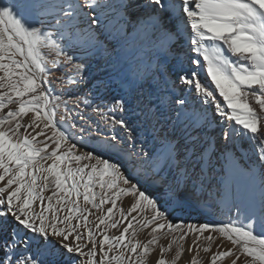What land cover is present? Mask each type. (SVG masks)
Returning a JSON list of instances; mask_svg holds the SVG:
<instances>
[{
    "label": "snow or ice",
    "instance_id": "6c2138e0",
    "mask_svg": "<svg viewBox=\"0 0 264 264\" xmlns=\"http://www.w3.org/2000/svg\"><path fill=\"white\" fill-rule=\"evenodd\" d=\"M114 54L118 84L106 70ZM85 58L103 61L89 89L100 102L85 107L111 135L90 119L62 130L69 110L58 122L60 97L44 87L65 65L60 79L87 83ZM0 182V264H146L156 233L184 227L170 213L193 197L227 219L189 224L161 254L177 244L175 264L189 233L208 252L218 233L264 264V0H0ZM233 248L210 264H237Z\"/></svg>",
    "mask_w": 264,
    "mask_h": 264
},
{
    "label": "rangeland",
    "instance_id": "374dc122",
    "mask_svg": "<svg viewBox=\"0 0 264 264\" xmlns=\"http://www.w3.org/2000/svg\"><path fill=\"white\" fill-rule=\"evenodd\" d=\"M142 2V0H141ZM151 55V54H150ZM149 57V56H148ZM147 57V59H148ZM48 60L52 59V56L46 55L45 57ZM146 59V62H147ZM74 62H80V61H74ZM87 63V71L84 73L85 76L89 77V80L87 83H82L78 86H72L70 84L65 83V78L60 79L61 73L68 71L69 75H71V66L70 65H65L63 67H59V70H53V73L49 76V80L52 81L50 84H45L44 87L48 90L51 96H59L61 100V106L59 108H56V119L59 122L61 115H63L65 108L69 110V121L68 124L65 125L63 122H60L59 126L61 127L62 130L65 131H72V132H77L80 124H83L87 120H92L95 121L99 124V127L101 129V135H111L112 133L108 131V126L101 120V117L96 115L91 108H86L85 107V102L91 101L93 105L96 103H99L100 101L95 99V93L93 92L91 95H89V89L91 87V79L94 78L100 69V67L103 65V61L94 59V58H85V61ZM124 63L123 56L117 57L115 54L112 57V64L113 67L110 69H106L107 71H111L112 73L117 71L118 68H120V64ZM51 67V64L48 65ZM123 70V67L121 68ZM121 71V70H119ZM119 75V74H118ZM115 76V73H114ZM53 77H57L58 79H53ZM116 80L120 76H115ZM118 77V78H117ZM119 89H117L118 91ZM77 98H80L79 105L77 106V103H74V101H77ZM192 103H195L194 101H190ZM55 104V101L53 102ZM15 107V106H11ZM83 117V119H82ZM30 119V116L25 117L24 121L22 123H27L28 120ZM77 123V129H72L71 124L72 123ZM95 127V125H93ZM31 131V129H29ZM218 131V130H217ZM93 135H96V133L93 131ZM117 134L122 135L123 133L120 132V130L117 127ZM48 135H51V132L48 133ZM39 139V138H38ZM79 141V136H77V141ZM222 145V141L218 140L217 141V149H219ZM80 151H87L90 150L89 148H80L78 149ZM218 155V152L213 153V157ZM50 162V161H49ZM217 168L219 169V165H217ZM219 176V171L217 172V175L215 177L211 178L212 184L217 183V179ZM4 182H0V186H3ZM141 187L142 188H147L149 191L152 189L150 188L149 185L145 184L143 181H141ZM98 190V189H97ZM52 189L46 190L44 195L48 196L51 195ZM122 203L118 201V207H123L125 210L131 203V197H122L121 198ZM47 201H45V204ZM55 203V200L53 201ZM81 203H83V199L81 197ZM111 205H104V211L106 212L107 207H110ZM38 207V205H37ZM91 212L94 215L89 216V219L93 221L91 227L95 230V223H98V221H95V215H100V213L96 209H91ZM132 215H135L133 213ZM170 215L173 217V223H181L183 224V228L180 229L177 232H172L169 233L166 230H162L158 233H156L158 237V241L156 245L150 246L152 248V251L148 254L146 264H156V261L159 258H163L166 261H168V264H172L173 258L176 255L177 251V244H172L171 248L167 251H165L163 254H161V247H164L165 249H168L169 242L172 240V238L178 237L181 232L187 231V226L189 224L192 225H200L203 223H216L220 221H225L227 217L218 212L217 210L214 209H209L205 207L204 205V199L200 198L197 199L193 197L190 199L185 206H182L181 208L177 209L175 212L170 213ZM115 219H119V213L117 212ZM139 228V225H137ZM123 230V227L121 226L119 230L117 229H109L108 230V235L109 236H118L119 232ZM150 227L147 229H142L137 232V235L135 239L141 241V242H146L148 239H150ZM208 233L205 232L203 235H207ZM127 235V234H126ZM216 237V239L212 242L211 249L208 252H205L202 250L204 246H207L208 241L202 240L200 241L201 245V250L200 252L203 254L202 256H198L199 264H210L211 256L214 252L218 250H226V246L223 245L226 241L228 245L230 244L231 248H233V245L226 239L222 238L221 239L218 237L216 233H212ZM102 238L99 233H97V239ZM195 239V234L189 233L187 237L185 238L184 241H179V244L183 248V251L181 252V256L179 259L175 261V264H191V258L194 256V251H195V246H193V240ZM223 239V242L221 241ZM225 240V241H224ZM222 243H221V242ZM217 245L220 246V248H217ZM107 247V246H106ZM228 247V248H229ZM191 248V251H188V249ZM234 252L236 249H234ZM231 258V257H230ZM230 258H225L226 261H230ZM237 257H235L236 259ZM240 258V257H239ZM223 259V260H225ZM222 260L218 261L217 264H219ZM238 262V259H237ZM240 264H249L247 261H242Z\"/></svg>",
    "mask_w": 264,
    "mask_h": 264
},
{
    "label": "bare ground",
    "instance_id": "6f19581e",
    "mask_svg": "<svg viewBox=\"0 0 264 264\" xmlns=\"http://www.w3.org/2000/svg\"><path fill=\"white\" fill-rule=\"evenodd\" d=\"M151 53L150 52H148V51H145L144 53H143V59H144V61L146 62V59H147V57L150 55ZM53 58V57H52ZM120 66V68H118L117 69V71H115V72H113V74L115 73V76H120L117 80H116V83L118 84V82H119V79L120 78H122V76H123V70L121 69L122 67L124 68V63L122 64H120L119 65ZM119 70H121V71H119ZM119 74V75H118ZM202 75H206V73L205 74H202ZM210 82V81H209ZM117 89H119L118 87L116 88V90ZM217 134V130L216 131H213L212 133H210V135H212V136H215ZM248 155H252L251 153H249ZM217 235H218V237L221 239V237L219 236V234L218 233H216ZM208 235V234H207ZM206 236V235H205ZM202 241V240H201ZM222 242H223V239L221 240ZM220 241V242H221ZM225 241V240H224ZM221 242V243H222ZM200 243V242H199ZM224 244L223 245H225L226 246V248L228 249V247L229 246H231L230 244L228 245V243H226V241L225 242H223ZM229 248H231V247H229ZM235 249V248H234ZM235 252L237 253V255L240 257L239 259H238V262H237V264H240L242 261H247V262H249L250 261V257H247V256H245V255H243L242 253H239L238 252V249H236L235 250ZM203 254L200 252V250L198 251L197 250V248L195 247V251H194V256H196V257H198V256H202ZM235 255L233 256V257H231L230 258V261L228 262V261H226V259L225 260H222L219 264H231V260L232 259H235Z\"/></svg>",
    "mask_w": 264,
    "mask_h": 264
}]
</instances>
